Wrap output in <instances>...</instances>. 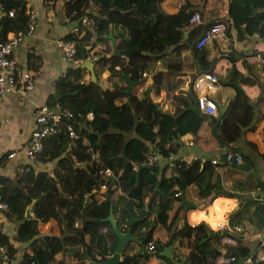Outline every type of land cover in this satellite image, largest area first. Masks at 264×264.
Here are the masks:
<instances>
[{
  "label": "crops",
  "instance_id": "obj_1",
  "mask_svg": "<svg viewBox=\"0 0 264 264\" xmlns=\"http://www.w3.org/2000/svg\"><path fill=\"white\" fill-rule=\"evenodd\" d=\"M62 1L26 0V8L34 12L36 20L33 31L23 36L13 48V56L23 68L35 71V76L30 88L14 86L0 95L1 175L14 177L16 167L20 165H28L33 172L44 171L51 177L57 169L56 157L45 160L38 157L43 148L31 160L20 147L33 127L32 109L42 104L51 106L49 96L54 91L57 78L70 64L55 42L58 37L67 34L71 26L61 20ZM227 2L159 0L164 12L173 13L184 6L186 11H191L190 14L197 12L199 22H189L182 29L183 40L178 50L173 49L176 43H172L160 57L150 61L143 71V82L138 88L140 93L147 90L150 99L161 110L172 112L179 104L176 99L192 90L193 77L210 71L218 80L215 87L208 91L216 111L205 117L195 134L172 135L171 159L155 152L159 166L174 165V157L182 159V169L176 170V166L172 173L185 172L186 179H189L184 188L173 194V201L167 209V224L156 223L151 233L153 239L164 244L162 249L145 250L143 253L139 239L141 229L127 228L132 238L124 243L119 252L118 264H212L215 252H225L226 246L231 245L227 238H232L243 252L228 264H244L247 258L254 262L264 261V37L237 35L226 20ZM1 16L2 12L0 19ZM212 21L223 22L225 34L208 40L199 48L203 54L197 57L193 52L196 49L193 43ZM110 33L113 37V31ZM110 53V38L95 49L97 57ZM92 64L93 69L99 71L93 81L101 88L125 85L118 75H109L110 67H103L101 62ZM88 72L87 67L82 68L80 78L84 81L90 79L86 75ZM156 73L158 88L155 91L153 75ZM217 107L222 111L219 115ZM11 151L14 154L8 156ZM227 152L239 153L240 161L227 162L224 157ZM213 159L216 161L213 162ZM216 194L232 195L236 202L223 213L225 223L221 230L213 223L210 210L209 199ZM181 198L188 205L181 204ZM74 206L81 207L78 204ZM32 207L30 214L37 218ZM54 210V216L37 220L38 233L78 237L76 244L84 249L88 235L80 236L66 228L59 219L62 209L55 205ZM116 214L112 211L113 218ZM134 219L130 217L129 221ZM81 224L82 218L74 226L80 227ZM15 226L16 222L0 210L1 232L15 248L10 257L1 259L0 256V262L4 264H18L27 245V241L15 240ZM172 231H175V237L171 242L164 243ZM166 246H170L167 253L164 251ZM89 247L88 251H80L78 256L71 252H59L56 260L61 264H100L104 256L111 254L101 255L91 243Z\"/></svg>",
  "mask_w": 264,
  "mask_h": 264
},
{
  "label": "trees",
  "instance_id": "obj_2",
  "mask_svg": "<svg viewBox=\"0 0 264 264\" xmlns=\"http://www.w3.org/2000/svg\"><path fill=\"white\" fill-rule=\"evenodd\" d=\"M0 3L4 10H14L11 17L2 14L0 38L8 31H24L28 22L26 0H0ZM62 3L70 21L77 22L81 15L93 20L92 26L83 27L82 34L70 30L64 35L75 41L73 58L94 56L95 49L109 41L107 33L113 31L117 49L124 48L128 38L137 52L129 57L116 52L107 56L95 55L92 61L110 67L109 75H118L120 79H123L122 75H128L137 86L142 84V73L150 61L160 57L172 43H176L174 50L180 48L182 29L188 25L191 15L184 6L176 12L166 13L160 8L159 0H63ZM263 7L264 0H228L227 23L237 35L264 37ZM197 22L199 20L193 24ZM193 52L197 57L203 54L197 48ZM81 70L79 64L70 63L57 78L49 96L50 105L59 102L72 112L71 120L77 133L75 138L49 134L44 139L43 152L38 157L41 160L57 158L54 177L44 171L33 172L30 168L16 172L12 178L0 174V201L7 204L2 210L16 222L15 240L27 241L18 264H61L56 260V254L71 252L78 256L80 251L90 249V243L101 255L112 253L116 237L109 221L104 220L110 205L113 213L117 212L114 221L120 231L142 227L139 239L143 245L153 239L151 233L156 223H166L173 194L184 188L189 179L185 172L172 173L176 166V170L182 169L183 161L179 157H174L172 166H159L156 159L148 162L147 155L156 152L171 159L168 154L173 151L172 135L197 132L208 114L198 109L194 88L179 96L177 108L169 112L161 110L150 99L147 90L138 96L132 92L124 93L126 85L101 88L96 81L82 80ZM94 73L97 78L99 71ZM157 76L158 73L153 75L155 91ZM87 111L92 112L91 119L84 118ZM92 153L96 156L91 157ZM140 164L143 166L135 178ZM104 167H109L116 177H108L101 189L97 184L103 181L100 170ZM30 199L34 200L32 209L37 218L24 216ZM55 205L62 209L59 219L66 228L80 236L88 235L84 249L76 244L78 237L38 233L37 220L54 216ZM130 217L135 218L131 223ZM80 218L82 224L75 228L74 223ZM102 226L113 236L111 241L105 240L100 232ZM174 237L175 231H172L164 243L171 242ZM153 240L155 250L160 251L164 244ZM0 245L5 248L6 257L15 250L1 228ZM219 253L216 251L214 258ZM224 253L232 254L234 259L243 254L237 244L227 245ZM258 263L264 264V261Z\"/></svg>",
  "mask_w": 264,
  "mask_h": 264
},
{
  "label": "built area",
  "instance_id": "obj_3",
  "mask_svg": "<svg viewBox=\"0 0 264 264\" xmlns=\"http://www.w3.org/2000/svg\"><path fill=\"white\" fill-rule=\"evenodd\" d=\"M0 12L8 17L13 16V8L4 10L3 5L0 3ZM25 13L28 16V22L26 29L24 31H8L4 38H0V95L7 92L14 86H19L23 89L30 88L34 81L35 71L23 68L13 56V48L17 45L19 40L23 36L29 35L33 31V26L35 23V14L32 10L25 9ZM61 20L65 23H70V30L82 34L84 31L83 27H90L93 24V20L86 15H81L77 22H72L68 19V16L62 8ZM198 20L197 12H194L189 17V22H194ZM225 34V25L221 21H214L208 28L199 35L194 41V47L201 48L208 40L220 37ZM56 44L61 48V53L63 58L70 63H79L82 61L81 58H73L75 52V41L71 39H66L63 36L58 37L55 40ZM95 56H92L94 58ZM217 77L213 72L203 71L197 73L192 79V86L196 91V104L198 109L205 114H214L216 111V105L214 100L208 95V91L212 90L217 84ZM92 112L87 111L84 115L85 119L92 118ZM33 127L30 130V134L27 139L22 143L20 149L25 153L29 159H33L42 150L43 139L49 134H66L71 138L77 137L76 130L74 128L72 118V112L61 103L53 104L51 106L47 105H36L32 109ZM14 151L9 152L7 155L12 156ZM156 153L147 155L148 162H152L156 159ZM169 157L172 153L169 152ZM96 154L92 153L91 157H95ZM225 160L227 162H239L241 155L239 153H225ZM213 162L216 159L212 160ZM28 165H20L16 167V172L28 171ZM101 177L103 181L99 182L97 185L103 189L105 187V180L108 177H116V174L112 172L109 167H104L100 170ZM220 197L223 201H228L232 206L235 203V198L232 195L227 194H216L210 200V205L212 201ZM7 204L5 201H0V210L6 209ZM225 220L219 222L216 225L218 230H221L224 226ZM142 229V227H141ZM100 232L103 234L105 240L111 241L113 236L106 230L105 227L100 228ZM227 241L231 245H235V241L232 238H227ZM143 249L146 251H152L155 249L156 244L153 239L147 240L145 244L142 245ZM0 256L6 258L5 248L0 245ZM234 259V256L229 253L221 252L215 257L214 264H228ZM0 264H4L0 262ZM244 264H260L258 262L251 261L250 259H245Z\"/></svg>",
  "mask_w": 264,
  "mask_h": 264
},
{
  "label": "water",
  "instance_id": "obj_4",
  "mask_svg": "<svg viewBox=\"0 0 264 264\" xmlns=\"http://www.w3.org/2000/svg\"><path fill=\"white\" fill-rule=\"evenodd\" d=\"M107 36L110 38V45H111V52H116V53H120L121 55L125 56V57H129L131 54H133L134 52H137V50L133 49L129 43V39L127 38L125 40V47L122 49H117L115 47V40L114 38L111 36L110 31L107 33ZM80 65L82 66H87L89 72H90V79L93 80V71H92V62H89L88 59L83 60ZM123 80L125 81V89L123 90L124 93H130L131 92V87L133 86L134 82L129 78L128 75H122ZM222 111L219 109V107H217V114L219 115ZM143 164H140L135 172V178L137 177V173H138V169L140 167H142ZM33 199H30L29 203L26 204L25 209H24V216L26 218H34L31 214H30V209L31 206L33 204ZM181 204L183 205H188V202H186L183 198H181ZM193 205V204H192ZM104 220L109 221V223L111 224V229L113 234L116 237V243L114 245L113 251L111 254L104 256V261L100 264H118V254L119 252H121L124 243L132 238L129 234V229H127L125 232H121L114 221L113 215H112V207L111 205L109 206V210H108V214L104 217ZM131 223V222H130ZM170 246H166L164 248L165 253H167V250L169 249ZM176 263H180V262H176Z\"/></svg>",
  "mask_w": 264,
  "mask_h": 264
},
{
  "label": "bare ground",
  "instance_id": "obj_5",
  "mask_svg": "<svg viewBox=\"0 0 264 264\" xmlns=\"http://www.w3.org/2000/svg\"><path fill=\"white\" fill-rule=\"evenodd\" d=\"M231 205L228 201H223L221 198H215L210 205L211 217L213 219V223L217 225L224 219L223 213L230 207Z\"/></svg>",
  "mask_w": 264,
  "mask_h": 264
},
{
  "label": "rangeland",
  "instance_id": "obj_6",
  "mask_svg": "<svg viewBox=\"0 0 264 264\" xmlns=\"http://www.w3.org/2000/svg\"><path fill=\"white\" fill-rule=\"evenodd\" d=\"M85 59H88V61L89 62H93L91 59H89L88 57H86ZM84 59V60H85ZM93 65V64H92ZM91 65V66H92ZM87 66H83L82 68L84 69V68H86ZM92 68V71H93V77L95 76V73H94V71L96 70V74H97V69H93V67H91ZM97 68H99V67H97ZM88 77H90V72H88V74H86ZM121 84H123V82L121 83ZM139 88V86H136L135 84L131 87V92L132 93H134V94H137V95H142V93H140V89H138ZM213 197V196H212ZM211 197V198H212ZM210 198V199H211ZM209 199V200H210ZM236 203V202H235Z\"/></svg>",
  "mask_w": 264,
  "mask_h": 264
},
{
  "label": "clouds",
  "instance_id": "obj_7",
  "mask_svg": "<svg viewBox=\"0 0 264 264\" xmlns=\"http://www.w3.org/2000/svg\"><path fill=\"white\" fill-rule=\"evenodd\" d=\"M63 7H64V6H63ZM222 23H223V22H222ZM223 24H224V23H223ZM63 37H64V36H63ZM193 45H194V43H193ZM94 56H95V55H94ZM88 58L91 59V60H92V59H95V57H94V58H92V57H88ZM81 59H82V61H83L85 58H81ZM82 61H81V62H82ZM81 62H79V63H73V64H79V65H80ZM114 67L117 68L118 66L115 65ZM142 74H143V73H142ZM208 115H209V114H208ZM211 115H212V114H211ZM142 248H143V247H142Z\"/></svg>",
  "mask_w": 264,
  "mask_h": 264
}]
</instances>
